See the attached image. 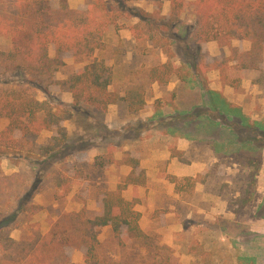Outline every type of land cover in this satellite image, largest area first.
I'll use <instances>...</instances> for the list:
<instances>
[{"label": "rangeland", "instance_id": "rangeland-1", "mask_svg": "<svg viewBox=\"0 0 264 264\" xmlns=\"http://www.w3.org/2000/svg\"><path fill=\"white\" fill-rule=\"evenodd\" d=\"M107 2L109 6H116L114 0ZM68 3L72 8H78L83 0H68ZM115 8L123 11L118 16V23L123 27L109 26L103 47L92 58L82 61L65 58L64 65L55 72V78L63 79L96 59L103 62L112 75L110 90L123 89L128 83L144 84L145 105L135 113L117 105H109L105 112L85 104L75 106L72 119L62 123L69 141L58 154L38 167V173H35L37 167L31 162L22 161L14 167L7 158L0 157L5 174L21 171L29 174L26 177L31 180L37 179L42 186V191L32 199L42 206V210L29 223L13 228L11 237L19 239L34 229L45 233L63 212L84 208L89 216L98 215L102 206L96 201V194L115 192L118 186L121 195L131 200L133 188L129 187L131 184H125V178L132 164L122 161L126 158L134 160L138 166L135 172L143 170L145 174V169L140 167L132 153L168 143L167 135L170 133L160 135V132L171 125L182 128L183 118H196L197 113L202 119L185 125L183 131L192 130L193 139L199 142L196 146L201 147L202 152L194 149L188 154H180L179 161H203L206 165L203 173L194 178L177 179L164 175L163 184L174 183V194L169 195L166 185H162V193L158 194L156 203L148 198L146 174L145 182L138 187L141 197L138 205L142 207L152 203L156 206L154 220L148 219L145 225L141 218L138 220L140 229L146 234L145 243L149 249V254L144 253L148 257L144 262L150 264L154 257L162 262L165 260L164 264H167L166 260L168 264H264V74L255 87L252 85L258 73L246 76L252 85L241 87L242 82L239 81L236 92L241 96L246 94L245 97L237 102L225 97L236 108L232 107L227 114L217 113L215 120L207 119L201 114L208 103L201 87L202 79L194 78L192 83L182 84L174 77L161 88L150 84L146 76L148 69L165 63L167 58L158 49L152 48L148 41H136L126 28L138 21V8L147 12L160 9L161 14L166 15L169 13V2L137 0ZM193 20L190 7L181 16V27H169L164 31L173 38L175 57L172 60L176 66L191 60L184 40L186 29H189L188 32L191 30ZM235 42L242 45L247 41ZM9 49L8 38L1 36L0 50ZM223 49L229 51L226 47ZM53 54V46H50L49 55ZM211 71L208 69L203 73L208 85L211 83L208 77ZM229 76L234 79L237 73L230 70ZM6 86L23 87L37 100L52 105L73 104L70 93L61 92L56 87L44 92L36 84L27 83L21 72L0 74V88ZM7 124V118H0V130ZM52 135V131L42 132L38 144L46 145ZM173 147L169 146L171 151ZM58 174L59 179H56ZM5 212H0V223ZM172 212L174 214L167 215ZM111 236L109 226L97 229L101 249L110 255L109 251L115 248ZM124 241L126 251L136 252L139 249L140 241L137 239L134 241L126 237ZM161 245L169 249H160ZM67 253L72 264H84L82 250L71 247ZM112 259L117 260L118 256Z\"/></svg>", "mask_w": 264, "mask_h": 264}, {"label": "trees", "instance_id": "trees-1", "mask_svg": "<svg viewBox=\"0 0 264 264\" xmlns=\"http://www.w3.org/2000/svg\"><path fill=\"white\" fill-rule=\"evenodd\" d=\"M114 1L117 7L137 0ZM165 1L169 2L168 14L162 15L160 9L147 12L138 8V21L126 26L136 41H148L167 58L165 63L148 69V82L161 88L174 77L182 84L201 78L208 100L201 114L215 120L220 113H230L236 106L220 91L210 89L203 73L217 69L224 84L237 88L247 72H257L254 83L259 84L264 74V0ZM115 7L109 6L107 0H83L78 8H72L68 0H0V37L10 42L9 50H0V74L21 72L27 83L36 84L44 92L56 87L73 98L72 105H52L37 100L20 86L0 88V118L8 119V124L0 130V157L7 158L14 167L28 161L37 167L35 173H38L42 163L58 154L69 141L62 123L72 119L75 106L85 104L102 112L109 105H117L129 113L143 109L144 84L128 83L123 89L110 90L112 75L96 59L63 79L55 78L65 58L77 61L92 58L103 47L108 27H123L118 23L123 11ZM190 7L194 20L191 30L186 29L184 43L191 60L176 66L172 60L175 57L173 38L164 31L181 27V16ZM234 40L249 42V49L233 46ZM210 41L220 48H228L229 56L211 57L205 47ZM50 46L54 49L53 56L49 55ZM230 70L237 72L236 78H230ZM197 115L200 114L196 113V118H183L182 128L173 125L165 128L172 133L193 135L192 130L183 131V127L202 119ZM44 131H52L53 135L46 145H40L37 141ZM172 154L179 158L178 151L173 150ZM122 162L132 164L125 184L142 185L146 179L143 170L136 173L138 166L129 158ZM27 175L21 171L5 174L0 165V212L13 207L5 212L0 223V264H72L67 253L71 247L83 251L84 264H147L144 262L148 258L144 253L149 254L146 234L138 225L140 214L133 209L140 202L139 194L134 189L128 201L121 195L120 186L115 192L96 194V201L102 206L98 215L89 216L84 208L63 212L47 232L34 229L19 239L12 238L13 228L29 223L42 210L41 205L32 201L42 186ZM104 226L111 228V240L115 242V248L109 251L111 255L101 249L97 238V229ZM126 237L140 241L136 252L125 250ZM115 255L117 260L112 259ZM151 260L150 264L165 262L154 257Z\"/></svg>", "mask_w": 264, "mask_h": 264}, {"label": "crops", "instance_id": "crops-1", "mask_svg": "<svg viewBox=\"0 0 264 264\" xmlns=\"http://www.w3.org/2000/svg\"><path fill=\"white\" fill-rule=\"evenodd\" d=\"M233 46L240 47L242 46V50H248L250 43L246 42L245 44H240L239 42H235V40L232 42ZM205 47L211 57H227L229 56L230 52L220 48L216 42L210 41L205 44ZM232 64V63H231ZM237 73V72H236ZM250 73H257V72H247L242 78H240L241 87H246L249 85H252L250 79H246L247 75ZM208 77L211 80V83L209 84L210 89L220 91L224 97H226L228 100L233 101L238 100L240 101L241 97H245V95L239 94L236 92L237 88L232 87L229 84H224L222 82L221 76H220V71L217 69H212L211 73H208ZM249 83V84H248ZM257 84V83H256ZM255 83L252 85L255 87ZM252 91V90H251ZM251 93V92H250ZM234 98V99H231ZM139 119V118H138ZM141 119V118H140ZM167 135V133H170L168 136V139L171 140L169 143L166 144H160L154 145L151 148H147L144 152H137L134 151L132 153V156L138 160L140 167L145 169V174L146 177L148 178V181L146 184L149 185V191H148V198L150 200L157 199L158 194L162 193V188H160L165 182H163V176L164 175H169L174 178H182V177H196L198 174L203 173L206 165L203 164V161H192L190 160V163H182L179 161L178 156L172 155V151L176 150L179 152V154H188L192 152L194 149H199L202 152V148H198L196 145L199 144L197 142L198 140H194L192 138V134H186V133H172L168 130L166 131H161L160 135ZM145 141V140H144ZM196 142V144H194ZM173 147V150L171 151L169 146ZM125 166V165H122ZM131 167H128V171L130 170ZM164 171V172H163ZM142 185H129L130 188L135 189L138 192V187ZM168 188V194L173 195L174 191V183L173 184H168L165 186ZM132 197V196H131ZM140 197V196H139ZM141 198V197H140ZM139 204V203H138ZM138 204L135 205V210L138 211L141 214V222L145 225V222L150 219L154 220V212L156 209V206L153 205L152 203H149L147 206H142L140 207ZM172 215V213H168L167 215ZM143 225V226H144ZM71 258V257H70ZM75 262L77 260H74ZM71 262L73 263L72 259Z\"/></svg>", "mask_w": 264, "mask_h": 264}]
</instances>
